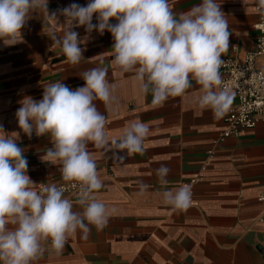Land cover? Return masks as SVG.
Here are the masks:
<instances>
[{"label":"crops","instance_id":"0c3cea01","mask_svg":"<svg viewBox=\"0 0 264 264\" xmlns=\"http://www.w3.org/2000/svg\"><path fill=\"white\" fill-rule=\"evenodd\" d=\"M88 2L48 0V12H55L58 21L38 8L21 29L20 42L6 46L0 40V126L6 133H19L16 142L37 190L48 184L59 187L63 181L60 166L42 160L52 147L49 137L33 132L29 138L19 128L15 113L25 96L42 99L49 83L61 81L75 90L85 84L83 72L107 67V79L117 85V101L110 109L101 101L95 103L107 117L109 139L118 137L131 120L146 123L150 134L143 155L125 156L122 161L106 148L88 144L103 182L96 195L109 210L107 226L101 231L90 226L87 239L78 230L62 253L51 247L50 240L42 242L44 254L32 264H264V208L258 201L264 192V121L241 137L215 146L226 125L224 118L215 119L210 110L199 108L200 86L193 80V87L183 96L154 106L151 94L139 91L134 73L122 72L113 63L114 40L108 31L101 35L94 30L89 35L84 27H74L79 38H89L81 45L84 59L70 64L49 36L63 33L65 18L59 10ZM169 2L179 14L202 0ZM218 2L230 31L229 49L222 56L244 60L256 48L258 0ZM92 23H97L95 15ZM259 66L264 67V60ZM235 107L234 97L230 109ZM161 165L171 169L168 188L191 185L196 205L178 211L162 202L156 195L161 187L155 174ZM137 181L150 185L148 196L135 195ZM71 199L75 203L76 197Z\"/></svg>","mask_w":264,"mask_h":264},{"label":"clouds","instance_id":"9594fccd","mask_svg":"<svg viewBox=\"0 0 264 264\" xmlns=\"http://www.w3.org/2000/svg\"><path fill=\"white\" fill-rule=\"evenodd\" d=\"M47 4L48 0H0V40L6 46L20 42L21 29L38 8L58 21L55 12L49 14ZM220 5L218 0H202L177 14L169 0H89L86 6L72 3L59 10L65 18L62 35L52 32L49 38L70 64L78 65L84 59L81 45L89 35L94 30L101 35L108 31L114 40L113 63L122 72L134 73L139 91L145 96L150 93L154 106L183 96L194 80L201 90L199 108L221 119L230 111L234 93L220 72L230 37ZM258 11L264 16V0H258ZM74 27H84L89 35L79 38ZM107 74V67L91 68L81 75L84 86L75 90L61 81L49 83L42 99L25 96L15 113L19 128L29 138L33 132L49 137L52 147L42 160L60 166L63 181L75 190V203L65 196L62 186L48 184L37 190L27 174L23 149L16 142L19 133H6L0 126V264H32L44 254L42 242L50 240L51 247L62 253L78 230L81 238L87 239L90 226L97 231L107 226L109 210L96 195L103 182L88 144L106 148L122 161L125 156L143 155L150 134L146 123L131 120L118 137L109 139L107 117L95 103L101 101L110 109L117 101V85L109 82ZM170 172L166 165L155 170L161 187L156 195L175 210H187L192 203L191 186L168 188ZM137 184L138 198L150 194L149 184Z\"/></svg>","mask_w":264,"mask_h":264},{"label":"built area","instance_id":"2783aa9c","mask_svg":"<svg viewBox=\"0 0 264 264\" xmlns=\"http://www.w3.org/2000/svg\"><path fill=\"white\" fill-rule=\"evenodd\" d=\"M58 8H61L60 4ZM255 11L257 22L254 29L258 34L255 50L248 53L244 60L222 56L224 64L220 72L225 85L234 93L237 107L230 109L223 117L226 128L214 141L215 146L227 139L241 137L247 131L256 128L260 121H264V67L259 66V61L264 60V16L258 11V6ZM208 154L212 157L213 150ZM193 183L195 182L191 184ZM60 186L65 188V196L70 199L76 197L75 190L68 182L62 181ZM258 201L264 208V192ZM191 205L196 203L192 200ZM261 220L264 221V211Z\"/></svg>","mask_w":264,"mask_h":264}]
</instances>
